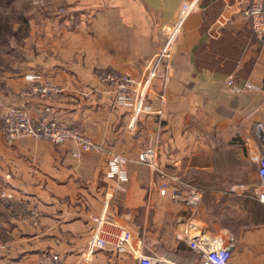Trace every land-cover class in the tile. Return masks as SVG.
I'll use <instances>...</instances> for the list:
<instances>
[{"label": "crops", "instance_id": "obj_1", "mask_svg": "<svg viewBox=\"0 0 264 264\" xmlns=\"http://www.w3.org/2000/svg\"><path fill=\"white\" fill-rule=\"evenodd\" d=\"M67 1L66 16L51 11L39 20L29 18L30 29L39 33L34 40L40 52H26L0 70V105L24 106L32 116L49 107L51 117L105 151L76 156L72 142L23 137L7 144L0 134V186L7 185L38 215L36 221L6 215L0 262L39 264L41 255L54 252L62 264H158L155 257L191 264L199 253L190 239L226 233L212 214L224 197L217 190H228V197L236 190L205 180L230 156L237 162L245 153L255 162L259 158L254 125L264 122V43L244 15L249 0L201 2L179 36L174 74L167 75L165 64L159 68L136 118L133 104L102 91L98 73L146 77L164 42L160 24L173 20L184 0ZM32 73L58 83L63 95L54 100L22 95L20 87ZM230 76L238 89L228 83ZM150 145L157 148L160 171L179 174L204 191L198 209L175 202L170 190L160 193V173L139 161ZM114 155L125 161L114 162ZM108 193V219L130 229L136 251L151 258L107 246L86 260L92 215L104 210ZM253 258L243 248L233 251L231 264H253Z\"/></svg>", "mask_w": 264, "mask_h": 264}, {"label": "built area", "instance_id": "obj_2", "mask_svg": "<svg viewBox=\"0 0 264 264\" xmlns=\"http://www.w3.org/2000/svg\"><path fill=\"white\" fill-rule=\"evenodd\" d=\"M203 0H184L178 15L171 21L162 22L160 31L164 36L161 48L153 55L147 65V75L137 78L128 72L100 69L98 80L102 84V91L116 96L120 102L131 103L134 107V118L145 109V102L152 81L157 77L159 68L165 64L168 76H172L176 69L174 54L178 47V39L188 16L196 11ZM250 28L257 40L264 43V0H249L244 11ZM228 83L238 89L236 80L230 76ZM255 88L253 84H247ZM20 93L25 96H39L46 99H58L63 95V88L56 82L42 79L39 74H28L26 82L20 88ZM49 107L40 110L37 116L29 114L24 106H9L0 116V132L7 144H13L23 137H32L48 140L55 144L72 142L77 145L76 156L84 151L103 152L105 147L93 140L90 136L79 132L49 114ZM255 136L259 147L257 161L258 182L254 193L258 201L264 204V122L258 121L254 125ZM114 162L122 163L124 158L114 155ZM139 161L156 172L160 173L159 190L170 196L175 202L184 203L194 210L198 209L203 201L204 191L198 186L185 182L179 174H168L160 171L158 166V151L155 145L145 147L139 153ZM120 190L124 186L118 184ZM111 193L106 194L105 208L96 215H92L90 238L85 250V258L91 261L98 249L110 246L121 253H129L141 259L151 258L144 253H138L133 243V234L130 229L112 222L107 217V207ZM0 202L12 215L21 218L37 219V210L16 196L7 186H0ZM190 246L199 253L198 259L191 264H231L235 248L232 236H218L214 239H190ZM3 245H0V248ZM158 264H182L166 257L153 258ZM0 264H2L0 262ZM39 264H62L58 253L48 252L41 255Z\"/></svg>", "mask_w": 264, "mask_h": 264}, {"label": "rangeland", "instance_id": "obj_3", "mask_svg": "<svg viewBox=\"0 0 264 264\" xmlns=\"http://www.w3.org/2000/svg\"><path fill=\"white\" fill-rule=\"evenodd\" d=\"M70 4L67 0H0V70L18 63L19 56L26 52H40L34 40L39 33L30 29L29 18L37 17L39 20V16L51 11L56 16H66ZM1 107L0 116L6 109ZM243 155L239 162L236 155L224 160V165H219L218 170L210 173L205 181L216 182L218 187L232 185L236 188L234 197H228L226 189L217 190L224 191V197L219 195L220 204L214 207L213 218H218L227 227L224 236L234 238L235 252L247 248L254 257L253 264H264V204L256 199L254 193L258 182L257 162L246 153ZM226 200L230 203L221 205ZM8 214L0 202V231L3 226H8ZM249 231L255 235L250 237Z\"/></svg>", "mask_w": 264, "mask_h": 264}, {"label": "trees", "instance_id": "obj_4", "mask_svg": "<svg viewBox=\"0 0 264 264\" xmlns=\"http://www.w3.org/2000/svg\"><path fill=\"white\" fill-rule=\"evenodd\" d=\"M167 255H169V254H167ZM198 257H199V255L196 257V260L198 259Z\"/></svg>", "mask_w": 264, "mask_h": 264}]
</instances>
